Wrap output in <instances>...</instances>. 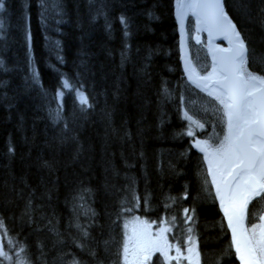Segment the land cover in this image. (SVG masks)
Listing matches in <instances>:
<instances>
[{
  "label": "trees",
  "instance_id": "trees-1",
  "mask_svg": "<svg viewBox=\"0 0 264 264\" xmlns=\"http://www.w3.org/2000/svg\"><path fill=\"white\" fill-rule=\"evenodd\" d=\"M177 1H1L0 227L9 259L0 264L16 254L25 264H124L129 215L164 224L200 264H241L195 144L210 123L189 119ZM223 5L249 50L246 69L264 77V0ZM263 212L261 193L248 202V231ZM149 264L168 263L156 253Z\"/></svg>",
  "mask_w": 264,
  "mask_h": 264
},
{
  "label": "snow or ice",
  "instance_id": "snow-or-ice-1",
  "mask_svg": "<svg viewBox=\"0 0 264 264\" xmlns=\"http://www.w3.org/2000/svg\"><path fill=\"white\" fill-rule=\"evenodd\" d=\"M190 6L199 9V14L206 22H211L218 30L229 35L233 44L228 50V56L221 58L220 71L214 70L209 75L205 87L211 86V94L223 105L228 117L227 135L221 148L212 155L219 157L222 178L223 171L231 169L227 178H223L230 197L235 199L243 196L247 203L250 195L264 193V77L246 69L249 50L240 33L224 14L220 0ZM202 151L207 155L206 148H202ZM217 191L220 192L219 185ZM229 226L235 237L233 217H229ZM236 250L238 253L241 251L238 244ZM245 251L248 259L244 255L240 257L244 264H264V261L252 255L255 249L246 248ZM259 253L264 256V246L259 249Z\"/></svg>",
  "mask_w": 264,
  "mask_h": 264
},
{
  "label": "rangeland",
  "instance_id": "rangeland-1",
  "mask_svg": "<svg viewBox=\"0 0 264 264\" xmlns=\"http://www.w3.org/2000/svg\"><path fill=\"white\" fill-rule=\"evenodd\" d=\"M1 1L2 0H0V3H2ZM192 2L193 0H178L176 7L182 37L187 40L190 39L191 44L193 43L195 45L198 39L195 37V32L193 33L192 30L194 29L201 32L202 28L196 20L193 21L194 23L191 24V26L188 24V18L191 15L190 5ZM195 53L191 52L189 49L188 53L186 52L182 56V67L185 78L187 83L192 86L187 96L188 112L193 120V124L199 127H205V122L210 123L206 125L204 131L205 137L197 139L195 144L200 150H202V148L207 149V155L205 151L202 152L208 171L220 172L219 157H214L212 153L220 149L224 142L228 132V117L223 105L215 95L211 94L213 91L212 88H203L199 85L197 81L198 77L207 79L212 73L213 67L209 64V70L203 71V66L199 63V60H197V52L195 51ZM63 87L73 88L65 79H63ZM73 89L80 102L86 101V95L81 89ZM61 94V91H59V98ZM215 123L216 126H214ZM260 228L261 224L256 229L247 230V234L249 241H251L256 250V255H258L260 260L264 261V256H260L259 253V249L262 247L260 244ZM122 229L123 243L121 254L124 264H149L152 256L156 253L160 254L168 264H200L197 249L192 246L186 251H182L175 243L169 241L168 228L162 223L151 222L137 215H129L123 219ZM5 239L6 236L3 234L0 227V257L8 260L9 256L5 253L3 246ZM13 258L14 264H25L19 254H16Z\"/></svg>",
  "mask_w": 264,
  "mask_h": 264
},
{
  "label": "water",
  "instance_id": "water-1",
  "mask_svg": "<svg viewBox=\"0 0 264 264\" xmlns=\"http://www.w3.org/2000/svg\"><path fill=\"white\" fill-rule=\"evenodd\" d=\"M205 2H211V0H194L193 4L205 3ZM220 3L223 6L224 14L228 17V20L231 21V23L235 26V29L238 31L235 23L232 21L230 16L225 11V8L223 5V0H220ZM190 10H191V15L195 18L197 23L201 27H203L202 33L204 35V50H205V55L207 57V60H208L209 64L211 65V67H213V65H215L216 69L219 72L220 68H221V63H220L221 58L222 57L226 58L228 56V50L230 48H232V46H233L232 41L230 40L229 35H227L224 31L218 30L216 27L213 26V24L211 22H206L204 20V17L199 14V12H200L199 9H196V8H193L190 6ZM241 38H242V36H241ZM208 41H213V42H215L216 45H218L216 48H214L211 51V58H209V54L207 53ZM227 45L229 48L228 49L224 48ZM182 52H183V54H185V52H186V40L184 38H182ZM197 81L199 82V85H201L203 88H209L210 87V85L208 87H205V85L208 84V80L206 78L198 77ZM210 174H211L212 186H213V189H214V192L216 195L218 205H219V207H220V209H221V211L225 217L226 223H227L228 228L230 230V234H231L233 243L235 240V243H234L235 248L237 247V244L240 246L241 251L238 253L236 250V252H237V255L239 257L240 263L244 264V262L241 260L240 257H241V255H244L245 259H248V256H247L245 249L246 248L251 249L250 248V241H249V237H248L247 229H246V220H245V224H242V222L240 220V216L238 215V212L236 211L234 206H232V204L230 203L229 193L227 191V186L224 184V180H223V178H227L228 175L226 177L222 178V174L218 171H215V172L211 171ZM214 177H215V181H214ZM218 185L220 186V192L219 193L217 191ZM246 216H247V211H246ZM229 217H233V226L236 229L235 237L233 234L232 227L229 226ZM260 224H261V227L263 228V231H264V212L262 213V215L260 217ZM260 244L262 246H264V232L260 236ZM252 255H253V253H252Z\"/></svg>",
  "mask_w": 264,
  "mask_h": 264
},
{
  "label": "bare ground",
  "instance_id": "bare-ground-1",
  "mask_svg": "<svg viewBox=\"0 0 264 264\" xmlns=\"http://www.w3.org/2000/svg\"><path fill=\"white\" fill-rule=\"evenodd\" d=\"M194 2V0H193ZM192 2V4H193ZM191 4V5H192ZM203 29V27H201ZM73 30V29H72ZM237 31V30H236ZM76 40V39H75ZM218 45L215 44V42L213 41H208V47H207V53L209 54V58H211V51L216 48ZM226 49H228V45L226 47H224ZM214 70L217 72L218 70L216 69L215 65H213V70L212 73L214 72ZM211 87V86H210ZM209 87V88H210ZM220 170V169H219ZM229 170H225L223 171V177H226L228 175V171ZM220 173L222 174V171L220 170ZM233 188H235V185L232 186ZM254 195H250V198H252ZM250 198L248 199L247 203L244 202V198L243 196H237L235 199L231 198L229 195V199H230V203L232 204V206H234V208L236 209V211L238 212V215L240 216V220L242 222V224H245V220H246V211H247V204L250 200ZM263 228L261 227L259 230V234L260 236L263 234ZM86 241V240H85ZM250 248L254 249L251 241H250ZM253 255L255 257H258V255H256V251L253 252Z\"/></svg>",
  "mask_w": 264,
  "mask_h": 264
},
{
  "label": "flooded vegetation",
  "instance_id": "flooded-vegetation-1",
  "mask_svg": "<svg viewBox=\"0 0 264 264\" xmlns=\"http://www.w3.org/2000/svg\"><path fill=\"white\" fill-rule=\"evenodd\" d=\"M191 16V15H190ZM188 18V24L189 26H191V24H193L195 18L193 16H191ZM193 33L195 32V37L198 39V42H196V44L194 45L193 43L191 44V40H187L186 38H184L186 40V52L188 53V50L190 49L191 52L195 51L197 52L198 58L197 60H199V63L203 66V71L209 70V62L207 61V57L205 55V50H204V35L201 32H198L196 30H192ZM185 52V53H186ZM196 54V53H195ZM197 63V62H196Z\"/></svg>",
  "mask_w": 264,
  "mask_h": 264
}]
</instances>
